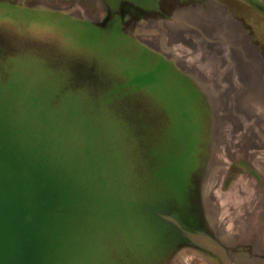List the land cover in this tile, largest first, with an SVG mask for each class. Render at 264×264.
Listing matches in <instances>:
<instances>
[{
	"label": "rangeland",
	"instance_id": "374dc122",
	"mask_svg": "<svg viewBox=\"0 0 264 264\" xmlns=\"http://www.w3.org/2000/svg\"><path fill=\"white\" fill-rule=\"evenodd\" d=\"M148 1L0 0V264H219L159 217L198 206L264 251V0L101 25Z\"/></svg>",
	"mask_w": 264,
	"mask_h": 264
},
{
	"label": "flooded vegetation",
	"instance_id": "af4514ba",
	"mask_svg": "<svg viewBox=\"0 0 264 264\" xmlns=\"http://www.w3.org/2000/svg\"><path fill=\"white\" fill-rule=\"evenodd\" d=\"M209 1L210 0H198V1L197 0H195V1L194 0H174L175 3L172 4V2L167 3L165 0H151V1H148L149 4L139 3V4H136L139 9L134 10L130 15L131 17L127 19L128 24L124 18V15H126V13L125 14L122 13L121 7L117 8V7L109 6L107 13L105 14V18H103L101 21L102 22L101 25L103 27L111 26L113 20L118 18L119 22L123 21L124 22L123 26H125V28L128 29V27L130 26V24L133 21L137 22L140 20L142 21L144 19L146 20L148 18L149 19L158 18L160 16L162 17V16H166L168 14L169 15L173 14L175 16H177V15L182 16L184 14H187V15L190 14V15L194 16V14L190 13V12H196L197 10L199 11V13L197 14V16H194V17L198 18V21H203L205 19V17H208L209 15H211L208 13L209 7L207 5H209L208 4ZM219 10H222L224 12L223 9H219ZM224 13H226V15H229V13H227V12H224ZM128 14H129V12H128ZM217 14L221 15V13H217ZM225 23H226V26L228 27L229 31L234 35L235 41L239 42L238 41L239 35L234 30L235 27H233V25H232L233 21L229 20V21H225ZM237 44H239V43H237ZM251 52H252L251 49H249L248 53L250 54ZM236 73H237V71H236ZM255 80H256V78H254L253 81H251V87L249 89L240 87L238 89L239 91H236V93L241 94V95L245 94V96H249V92H252L254 94L257 93V90H255L256 88L254 87V85H256V82L254 84ZM187 213L184 214L183 218H184L185 222L189 223L190 226H194V228H201L204 226L203 218H202V214H201V211L199 209V206H198V211L194 212L193 215L190 213V211H189L188 215H187ZM177 245L178 246L182 245V247L183 246L191 247V248H194L198 251L201 250V249H197L194 246H192L186 239H183L181 242H177L176 246ZM201 252L209 254V253L202 251V250H201ZM229 254L232 257V259L236 260L239 263H246V261H248V260H255V259L264 260V251H257V248H255L254 246L253 247L249 246V247H247V250H243L241 252L238 249H236V247H229ZM241 255H245V257H242ZM247 255H249V257H247ZM219 264H221L220 261H219Z\"/></svg>",
	"mask_w": 264,
	"mask_h": 264
},
{
	"label": "water",
	"instance_id": "95a60500",
	"mask_svg": "<svg viewBox=\"0 0 264 264\" xmlns=\"http://www.w3.org/2000/svg\"><path fill=\"white\" fill-rule=\"evenodd\" d=\"M159 217L162 221L174 226L182 238L186 239L195 248L201 249L216 257L221 264H232L229 248L222 244V242L204 226L201 228L190 226L189 223L185 222L183 216L176 211L160 213Z\"/></svg>",
	"mask_w": 264,
	"mask_h": 264
},
{
	"label": "crops",
	"instance_id": "0c3cea01",
	"mask_svg": "<svg viewBox=\"0 0 264 264\" xmlns=\"http://www.w3.org/2000/svg\"><path fill=\"white\" fill-rule=\"evenodd\" d=\"M233 262V261H232ZM235 262V261H234Z\"/></svg>",
	"mask_w": 264,
	"mask_h": 264
}]
</instances>
